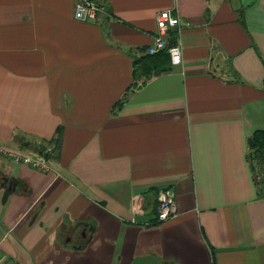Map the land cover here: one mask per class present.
<instances>
[{"label": "crops", "instance_id": "1", "mask_svg": "<svg viewBox=\"0 0 264 264\" xmlns=\"http://www.w3.org/2000/svg\"><path fill=\"white\" fill-rule=\"evenodd\" d=\"M78 1L0 0V147L51 165L0 155V264H264V0ZM165 10L183 62L135 78Z\"/></svg>", "mask_w": 264, "mask_h": 264}, {"label": "built area", "instance_id": "2", "mask_svg": "<svg viewBox=\"0 0 264 264\" xmlns=\"http://www.w3.org/2000/svg\"><path fill=\"white\" fill-rule=\"evenodd\" d=\"M102 12V8L93 0H79L75 5L74 17L80 22H95ZM158 33L152 45L148 48L149 55H157L167 51L173 66L181 65L183 62L182 47L180 43H169V31L172 28L181 26L178 16L172 14L170 10L162 11L156 19ZM52 148H48L45 153L52 154ZM45 154V155H46ZM0 155L10 159L15 164H22L34 167L43 172H49L51 165L46 156L37 154H27L0 147ZM158 222H165L177 215L175 196L170 191H162L158 196Z\"/></svg>", "mask_w": 264, "mask_h": 264}, {"label": "trees", "instance_id": "3", "mask_svg": "<svg viewBox=\"0 0 264 264\" xmlns=\"http://www.w3.org/2000/svg\"><path fill=\"white\" fill-rule=\"evenodd\" d=\"M171 63L168 52L158 55L148 56L139 61L135 67V78L149 76L152 72L167 70ZM55 150H60L61 137L60 131L57 138L53 141ZM248 152L247 162L253 172V178L259 198H264V132L256 131L247 140Z\"/></svg>", "mask_w": 264, "mask_h": 264}]
</instances>
